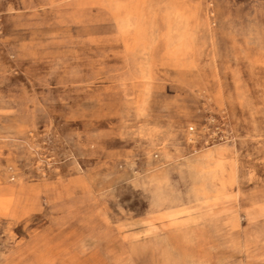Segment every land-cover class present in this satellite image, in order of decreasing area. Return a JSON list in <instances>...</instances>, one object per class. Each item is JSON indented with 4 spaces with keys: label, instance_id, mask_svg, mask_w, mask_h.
<instances>
[{
    "label": "rangeland",
    "instance_id": "1",
    "mask_svg": "<svg viewBox=\"0 0 264 264\" xmlns=\"http://www.w3.org/2000/svg\"><path fill=\"white\" fill-rule=\"evenodd\" d=\"M0 264H264V0H0Z\"/></svg>",
    "mask_w": 264,
    "mask_h": 264
}]
</instances>
